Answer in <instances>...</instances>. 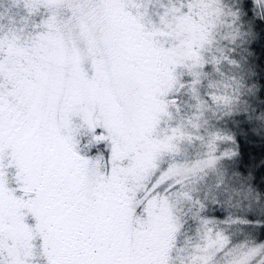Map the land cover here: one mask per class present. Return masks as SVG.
I'll return each instance as SVG.
<instances>
[{
	"label": "snow or ice",
	"instance_id": "1",
	"mask_svg": "<svg viewBox=\"0 0 264 264\" xmlns=\"http://www.w3.org/2000/svg\"><path fill=\"white\" fill-rule=\"evenodd\" d=\"M0 264H264V0H0Z\"/></svg>",
	"mask_w": 264,
	"mask_h": 264
}]
</instances>
